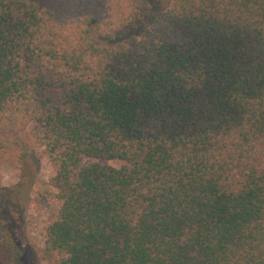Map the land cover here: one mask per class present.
I'll use <instances>...</instances> for the list:
<instances>
[{"label": "trees", "instance_id": "trees-1", "mask_svg": "<svg viewBox=\"0 0 264 264\" xmlns=\"http://www.w3.org/2000/svg\"><path fill=\"white\" fill-rule=\"evenodd\" d=\"M150 1L0 0V167L49 166L32 250L43 264H264V0H172L100 44ZM0 213V264H22Z\"/></svg>", "mask_w": 264, "mask_h": 264}, {"label": "rangeland", "instance_id": "rangeland-1", "mask_svg": "<svg viewBox=\"0 0 264 264\" xmlns=\"http://www.w3.org/2000/svg\"><path fill=\"white\" fill-rule=\"evenodd\" d=\"M171 1L151 0L153 7L144 21L138 22L136 27L131 26L118 32L114 38L100 39V44L111 47L126 42L130 36L140 34L157 14L170 6ZM107 164L116 168L121 166L118 161H108ZM48 177V164L33 157L14 167H0V209L6 213L5 220L10 221L8 225L20 249L22 264H43L32 249L40 244V232L51 220L52 211L46 206L36 205L32 199L38 191L50 189Z\"/></svg>", "mask_w": 264, "mask_h": 264}]
</instances>
